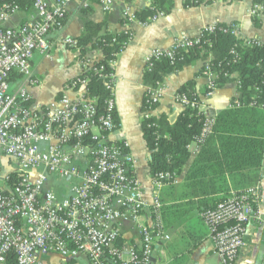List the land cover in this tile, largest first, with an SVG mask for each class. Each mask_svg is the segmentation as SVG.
Listing matches in <instances>:
<instances>
[{"label": "built area", "instance_id": "built-area-1", "mask_svg": "<svg viewBox=\"0 0 264 264\" xmlns=\"http://www.w3.org/2000/svg\"><path fill=\"white\" fill-rule=\"evenodd\" d=\"M8 1L0 0V154L13 159L16 167L4 175L0 173V263L7 264L9 258H14L16 264H44L45 257L55 255L64 264H80L81 256L88 264H156L161 243L170 239L158 194L166 185L177 184L179 178L169 172L153 176L155 195L148 203L134 173L136 161L129 141L114 139L119 130L113 118L117 111L116 68L127 43L110 61V73L102 74L104 67L94 68L98 58L85 55L79 61L82 73L100 74L110 91L106 114L99 113L97 99L89 95L90 76L86 75L70 80L51 103L37 104L30 93L39 85L32 70L33 56L38 50L50 52L48 37L64 28L68 7L75 0H33L34 15L15 28L3 25L20 10L19 5ZM80 1L84 8L96 3L107 13L124 2ZM247 14L264 16V0L255 2ZM124 16L128 22L137 20L129 8ZM162 17L165 14L159 13L149 22ZM219 24L203 27L196 37L181 34L168 49L152 50L145 57V72H151L155 62H174L179 56L183 60L181 53L202 48L206 35L214 33ZM220 30L241 35L236 23L225 24ZM125 35L130 40L133 34L128 29ZM64 44L79 50L75 39L67 38ZM247 44L264 46L261 41L249 39ZM232 53L237 59L238 54ZM206 77L210 81L207 89L212 93L215 74L210 67ZM162 96L163 84L147 88L143 121L153 118ZM176 100L185 109H198L204 116L201 135L193 143L199 150L213 132L215 116L185 95L177 94ZM13 174L17 175L15 189L10 186ZM61 183L68 184V194L62 198L52 189ZM260 197L258 185L232 194L217 207L201 213L215 240L220 264L237 262L245 246L247 224L261 219ZM126 229L138 233L137 246L128 243Z\"/></svg>", "mask_w": 264, "mask_h": 264}, {"label": "crops", "instance_id": "crops-1", "mask_svg": "<svg viewBox=\"0 0 264 264\" xmlns=\"http://www.w3.org/2000/svg\"><path fill=\"white\" fill-rule=\"evenodd\" d=\"M255 1L213 0L210 4L203 3L187 8L185 0H172L173 9L169 14L153 23L148 22L147 25H143L138 19L128 22L124 16L125 9L129 8L136 15L142 10L150 9L152 0H124L108 13L96 3L84 8L82 1L75 0L68 7L64 28L52 32L48 37L50 52L44 53L38 50L33 56L32 70L34 77L39 81V85L30 90L33 101L41 105L51 103L59 98L70 80L82 74L79 65L80 52L67 47L64 44L65 39L76 40L82 35H87L86 27L89 25H97L100 34L107 31L123 33L128 27L133 34L132 39L120 54L116 68L115 90L119 130L114 134V139L129 141L136 161L135 176L141 181L146 201L151 203L155 195L149 166L151 155L142 132V113L148 88L144 80L145 57L152 50L170 48L181 34L196 37L203 27L216 23H236L244 38L264 43V16L253 19L247 14V10ZM33 15L32 6L20 9L3 25L11 28L23 26ZM86 56L102 58L99 51L89 50ZM207 62L208 60L204 59L195 60L181 71L167 76L163 83L162 100L154 109L153 118L160 119L164 116L169 125L176 123L186 110L178 103L176 97L178 91L188 82H194L195 92L199 96L203 111L216 117L221 111L230 108L232 101L239 96V80L234 78L233 82L223 89L204 94L210 81L208 77L200 75V72ZM191 147L192 158L189 164L199 152L195 144ZM11 170L13 169L6 170L5 174ZM183 179L182 175L177 184L166 185L158 194L162 204L164 229L170 239L161 243L155 262L156 264H220L215 240L201 218L204 210L200 209V204L203 198H183L182 196L187 192L183 186ZM258 185L261 188L258 204L261 219L252 220L247 224L245 246L235 264H264V158ZM53 186L58 191L56 193L58 197L67 196L68 184ZM2 187L3 182H0V188ZM235 193L238 192L231 190L229 198ZM217 196L222 198L225 194L215 195ZM126 238L131 245L139 244L136 231L126 229ZM79 261L80 264H88L84 256H81ZM44 264H64V260L52 255L44 258Z\"/></svg>", "mask_w": 264, "mask_h": 264}, {"label": "trees", "instance_id": "trees-1", "mask_svg": "<svg viewBox=\"0 0 264 264\" xmlns=\"http://www.w3.org/2000/svg\"><path fill=\"white\" fill-rule=\"evenodd\" d=\"M260 1L262 0L255 2ZM8 2L19 5L20 9L33 5V0ZM212 2L213 0H185V7ZM0 6L3 4L0 3ZM172 9V0H152L151 8L140 11L136 17L140 22L148 23L159 13L167 15ZM221 26L225 24L220 23L214 33L206 35V44L202 48L196 47L181 53L183 60L179 56L174 62L168 59L155 62L152 71L144 75L148 88L157 87L165 82L168 75L181 71L195 60L204 59L208 62L200 75L206 76L207 67H210L215 74V90L223 89L234 78L240 82L239 96L232 101V104L237 102L238 105L221 111L215 117L212 134L200 145L191 164L192 156L188 147L200 137L204 123V116L198 109H186L173 125H169L164 116L142 123L143 137L151 155L149 166L152 177L162 172L179 177L183 175L182 182L187 192L182 197H202L200 209L204 211L217 207L229 198L231 190L240 193L257 186L261 180L264 158V46L248 45L246 38L225 34L220 30ZM97 28V25L87 26V35L76 39L80 59L89 50L99 51L102 58L97 60L94 68L104 67L102 74L110 73L112 70L109 63L115 59L122 45L128 42V36L108 31L100 34V29ZM232 51L238 54L237 59ZM81 75L90 76L89 95L97 99L99 113L106 114V101L110 98V91L106 89L104 80L95 72ZM194 86V82H188L178 91V95H185L191 101H199ZM210 91L206 89L204 94ZM145 108L144 99L143 111ZM113 118L119 127L117 111ZM12 180L10 186L15 189L16 174L12 175ZM222 193L225 194L224 197H215ZM7 264L16 262L14 258H9Z\"/></svg>", "mask_w": 264, "mask_h": 264}, {"label": "rangeland", "instance_id": "rangeland-1", "mask_svg": "<svg viewBox=\"0 0 264 264\" xmlns=\"http://www.w3.org/2000/svg\"><path fill=\"white\" fill-rule=\"evenodd\" d=\"M253 5V4H252ZM250 18H259V17H252V16H250V15H248ZM260 17H262V16H260ZM127 20V19H126ZM212 25V24H211ZM125 30H128V28H125ZM130 32H131V30H130ZM124 34H125V31L123 32ZM132 33V32H131ZM236 37V36H235ZM243 36L242 35H240L239 37H236V38H242ZM132 39V38H131ZM130 39V40H131ZM130 40H128V42L130 41ZM246 41L248 42V39H246ZM128 42H127V44H128ZM126 47H127V45H126ZM234 108L235 107V104L233 105V104H231V106H230V108ZM16 167V162L13 160V159H11V160H9L6 156H4V155H1L0 156V172H1V174H5V172H6V170H8V169H14ZM177 176V175H176ZM178 178H179V176H177ZM52 189H53V191L55 192V193H57L58 191L56 190V188L53 186L52 187Z\"/></svg>", "mask_w": 264, "mask_h": 264}, {"label": "water", "instance_id": "water-1", "mask_svg": "<svg viewBox=\"0 0 264 264\" xmlns=\"http://www.w3.org/2000/svg\"><path fill=\"white\" fill-rule=\"evenodd\" d=\"M154 262H155V260H154Z\"/></svg>", "mask_w": 264, "mask_h": 264}]
</instances>
